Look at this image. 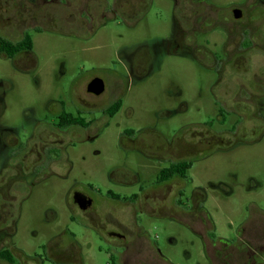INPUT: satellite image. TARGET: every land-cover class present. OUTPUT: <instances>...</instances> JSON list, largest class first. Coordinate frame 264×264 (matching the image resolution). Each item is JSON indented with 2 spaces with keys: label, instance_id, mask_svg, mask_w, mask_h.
Masks as SVG:
<instances>
[{
  "label": "flooded vegetation",
  "instance_id": "obj_1",
  "mask_svg": "<svg viewBox=\"0 0 264 264\" xmlns=\"http://www.w3.org/2000/svg\"><path fill=\"white\" fill-rule=\"evenodd\" d=\"M34 37L55 55L37 87L0 75V264H21L13 239L36 195L49 237L25 264H84L83 247L104 264H174L160 244L178 239L203 264H264V210L247 201L226 237L192 176L232 144L222 111L264 121V0H0L13 73L38 70ZM206 105L220 111L192 123Z\"/></svg>",
  "mask_w": 264,
  "mask_h": 264
},
{
  "label": "rangeland",
  "instance_id": "obj_2",
  "mask_svg": "<svg viewBox=\"0 0 264 264\" xmlns=\"http://www.w3.org/2000/svg\"><path fill=\"white\" fill-rule=\"evenodd\" d=\"M33 41H35L34 51L39 58V68L33 75H27L26 77L17 75L13 73L9 61L0 59V75H6L11 79L16 84L15 88H36L37 85L35 86L34 82L40 81L45 68L48 69L54 65L52 64L55 59L54 53L48 55L46 52V46L49 50H54V44H40V40L35 37ZM31 97L33 99L38 98V92L32 94ZM219 108L206 105L200 116L192 118V123H205L210 117L214 119L217 112L220 111ZM222 118L224 121L221 126L220 124L217 125L218 128L235 129L231 146L222 153L195 163L192 176L194 179L201 178L202 181L196 180L193 183L207 189L206 207L215 221L217 231L228 237L230 231L226 227L227 222L230 221L233 227L237 225L241 217L240 211L247 201L253 202L254 210H264V121H257L248 117L241 119L236 114H228L223 111ZM144 123L131 121L125 122L124 125L126 128L135 129ZM240 181H251L250 191L245 192L237 187L236 183H240ZM218 182L232 186L234 189L233 194L224 197L218 191L208 188L209 183L218 184ZM42 202V197L36 195L22 207L17 224V233L13 239L17 249L24 253V256L19 258L21 264L27 263L28 258L39 259L44 255L42 246L49 236L42 226ZM76 235L83 244L91 240L90 235L87 233L79 232ZM176 238H178V235H176ZM160 249L174 264H203V262H199L198 251H195L193 246L189 244V239L185 244H180L178 239V244L175 247L160 244ZM184 249L189 250L192 254L193 258L191 260H184L182 254ZM82 253L85 258L84 264H104L101 255L98 258H93V249L83 247ZM66 262L77 264L69 259Z\"/></svg>",
  "mask_w": 264,
  "mask_h": 264
}]
</instances>
